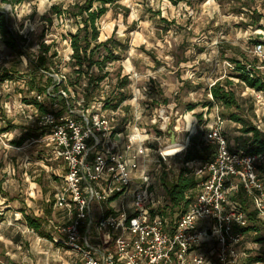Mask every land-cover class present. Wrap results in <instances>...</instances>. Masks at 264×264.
Returning <instances> with one entry per match:
<instances>
[{"label": "built area", "instance_id": "2783aa9c", "mask_svg": "<svg viewBox=\"0 0 264 264\" xmlns=\"http://www.w3.org/2000/svg\"><path fill=\"white\" fill-rule=\"evenodd\" d=\"M247 33L249 53L258 62L246 63L245 73L254 77L264 72V24L249 25ZM224 77L212 81L208 89ZM152 78L134 68L128 87L121 89L126 97L117 106L110 104L108 95L83 104L69 89L61 91L58 99L66 101L65 109L58 103L43 112L37 105L23 103L19 110L26 115L33 106L29 117L36 134L27 141L49 152L50 161L62 170L53 204L60 217L49 219L52 232L43 238L55 249L54 261L264 264L247 263L252 246L243 229L250 226L249 210L233 198L242 188L257 219L264 222V153L244 155L235 148L226 134L224 107L211 92L202 113L196 107L183 110L178 96L164 102L165 85ZM252 90L256 102L264 101V91ZM53 92L32 91L35 101L45 105L56 97ZM255 106L254 124L264 133L263 107ZM172 121L176 143L186 144L185 151L176 155L164 151L174 144L167 133ZM6 132L0 133L3 142ZM195 137L216 147L207 161L185 160ZM183 168L198 179L194 195H186L190 204L184 213L165 214L169 203L160 180L173 182Z\"/></svg>", "mask_w": 264, "mask_h": 264}, {"label": "rangeland", "instance_id": "374dc122", "mask_svg": "<svg viewBox=\"0 0 264 264\" xmlns=\"http://www.w3.org/2000/svg\"><path fill=\"white\" fill-rule=\"evenodd\" d=\"M13 1L0 0V7L10 18L11 29L25 41L20 43L22 49L12 50L0 35V129H8L4 142L0 140V264H57L55 249L42 234L33 232L24 215L42 217L46 220L42 231L52 232L48 220L59 219V213L53 207L50 216L44 211L58 188L61 167L53 164L49 152L43 154L37 144L29 145L27 141L22 150L10 146L28 130L35 132L29 117L33 106L26 115L19 112L25 103L36 105L33 89L26 92L33 79L37 86L47 84L49 76L54 82L62 79L64 83L57 84V90L50 86V91L60 99L61 91L71 89L76 100L84 104L93 88L98 99L111 93L122 67H128V72L135 68L159 85L163 83L164 97L170 101L178 96L179 108L196 107L202 113L210 103L209 84L225 76L223 81H233L246 116L253 122L258 120L255 105H260L258 110L263 107L260 114L264 112V101L256 102L252 88L228 65L236 66L232 58L244 63L253 60L247 29L257 15L262 17L259 23L264 24V0H120L122 7L108 5V12L96 22L99 41L114 35L120 46L103 71L97 65L92 68L95 79L103 77L93 86L85 75L87 63L79 72L81 68L72 59V34L82 27L81 19L51 13L53 5L66 6L75 0ZM123 7L129 9L128 14ZM43 44L50 46L52 64L50 73L41 77L36 74L35 61ZM95 54L99 62L107 57L103 48L96 49ZM6 74L12 75L8 82ZM50 101L45 103L52 104ZM224 114L226 134L234 143L241 126L230 121L229 112ZM250 239L254 254L261 247L264 251V241L257 244Z\"/></svg>", "mask_w": 264, "mask_h": 264}, {"label": "trees", "instance_id": "16d2710c", "mask_svg": "<svg viewBox=\"0 0 264 264\" xmlns=\"http://www.w3.org/2000/svg\"><path fill=\"white\" fill-rule=\"evenodd\" d=\"M3 1L8 3L12 2L13 0ZM119 1L120 0H75L71 3H68L66 6L63 3H60L53 5L51 8V13L59 17L67 15L68 17L76 20L80 18L82 21V27H79L78 31L72 34V47L74 52L72 55V59L75 61L76 65L81 68L79 69V72H82V66L84 65V63H87L88 70L85 72V75L87 76L89 85L93 86L96 80L101 81L103 78L100 77L98 79H95L96 75L92 73V68L97 65L99 66L101 71H103L107 65V62L113 59L114 51L117 50L120 46V44L114 39V35L107 38L106 41L100 42V29L96 24L97 20L108 12V5L122 7ZM235 1L240 3V0ZM96 4L98 5L96 6ZM243 6L245 5L243 4ZM123 8L126 14H128L129 9L126 7ZM260 18L262 17H259V15H257V18H254L255 20L251 21L249 25H258L260 22ZM47 20L52 22V19ZM0 35L2 36L3 41L7 47L11 48L12 50L22 49V45L20 43L21 41H25V39L22 35L15 33L11 29L10 18L7 17L6 13L1 7ZM98 48H103L107 52V57H105L104 61L102 62L96 60L95 50ZM50 50V46L43 44L41 46V51L38 54L37 60L35 61L37 66L36 74L40 75L41 77H44L47 72L50 73V63L52 62L49 56ZM230 60L235 63L236 68L239 71H243L241 75H238V78H240L241 81H243L247 87L253 88L257 91H264V74H261L259 72L255 73L254 77H250V75L245 73L246 63L238 61L234 58ZM257 62V59H255L254 57L253 60L248 61L247 59V63L256 64ZM10 76L12 75L6 74L4 79H10ZM116 77L117 78L114 81L113 90L111 93H108V100H110V104L113 102H117L115 106H117L119 102L123 101L126 97L125 93H123L121 89L127 88L130 82L128 67H122L117 73ZM33 80L30 82L31 85L27 87L26 92H29L33 89L36 90L39 94H44L52 85H54V90H57L59 88L57 87V84H59V82H54V78L52 76H49L47 84L42 86L35 85ZM61 84L62 83H60L59 85ZM66 88L67 87H65V89ZM94 92L95 88H93L91 92H88V94L86 93L87 95L85 96V99L87 103V99L92 100L94 97H96L97 94ZM210 92L213 95L214 99L224 107L222 112L223 116L225 117L224 111L229 112L228 117L230 121L233 123H237L241 126L239 128L240 135L237 138H234L235 148L244 155L264 153V133L258 129V127L254 124L253 120L250 117L246 116V113L243 109V105L240 102L239 97L236 93L233 81L231 79L219 81L211 88ZM169 101L170 99H164V102ZM50 102L52 104L45 105L43 103L35 101V104L43 112L47 111L49 107L54 106L58 103L63 106V109L67 107L66 101H59L58 97H53ZM24 129L26 128L24 127ZM4 131H8V129H0V133ZM35 134L36 133L33 130H28L27 133L22 137L14 139V141H12V145L16 147H22L25 142H27V140H29L30 138L34 137ZM38 148H41V152L43 154L46 151L40 146H38ZM215 152V146L208 145L201 141L199 137H195L191 140V145L187 148L185 152V160H196L200 162L207 161L214 155ZM197 184L198 179L196 176L191 174V170L189 168H183L180 174L175 178L173 182L167 181L165 178L162 177L160 180V187L162 189L161 191L162 194L166 193L165 201L169 203L168 208H164L163 212L172 216L184 213L190 204V199H187L186 195L188 193L194 195V190L196 189ZM51 196L52 200L50 201V203L47 204V207H45V216H50L53 209L52 207L54 204L55 193ZM233 198L236 202H238L244 208L249 210L250 226L246 229H243V231H245L248 235V239L251 238V242L252 240H254V242L257 244L262 243L264 241V238L262 237V232L264 230V222L257 219V214L252 209V204L250 200L245 196L244 192L242 191V188ZM24 216L28 226L31 229H33L37 233L42 234V236L44 237H50V233H44L42 231L44 221H46L45 219L29 214H26ZM261 250L262 247L254 254V248L251 247V249L249 250L251 255L247 259V263H264V251Z\"/></svg>", "mask_w": 264, "mask_h": 264}, {"label": "bare ground", "instance_id": "6f19581e", "mask_svg": "<svg viewBox=\"0 0 264 264\" xmlns=\"http://www.w3.org/2000/svg\"><path fill=\"white\" fill-rule=\"evenodd\" d=\"M186 144L183 142H177L164 149L168 155H176L185 151Z\"/></svg>", "mask_w": 264, "mask_h": 264}, {"label": "water", "instance_id": "95a60500", "mask_svg": "<svg viewBox=\"0 0 264 264\" xmlns=\"http://www.w3.org/2000/svg\"><path fill=\"white\" fill-rule=\"evenodd\" d=\"M172 125H173V121L170 123L169 127H168V130H167V133L170 137V141L171 143H176V135H175V132L172 128Z\"/></svg>", "mask_w": 264, "mask_h": 264}]
</instances>
